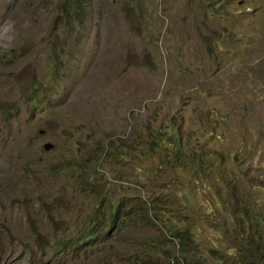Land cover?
<instances>
[{
  "label": "rangeland",
  "instance_id": "374dc122",
  "mask_svg": "<svg viewBox=\"0 0 264 264\" xmlns=\"http://www.w3.org/2000/svg\"><path fill=\"white\" fill-rule=\"evenodd\" d=\"M79 1L0 0V28L14 24L8 48L0 42V264H126L120 256L149 251L179 263L171 236L138 225L84 250L61 246L92 207L76 190L91 158L119 170L87 178L98 194L139 189L195 212L200 249L229 248L228 214L245 206L264 232V0ZM170 117L185 152L220 156L212 170L193 166L189 185L162 179L170 173L148 167L157 157L133 147ZM108 142L139 158L117 160ZM134 165L143 185L128 178Z\"/></svg>",
  "mask_w": 264,
  "mask_h": 264
},
{
  "label": "trees",
  "instance_id": "16d2710c",
  "mask_svg": "<svg viewBox=\"0 0 264 264\" xmlns=\"http://www.w3.org/2000/svg\"><path fill=\"white\" fill-rule=\"evenodd\" d=\"M73 1L75 3L80 2L79 0ZM64 11L63 9L62 12ZM172 121H174V118L170 117L168 119L169 123L163 130H150L146 134L145 141L134 142L133 147L138 143H142L147 148V156L157 157V163L152 166V163L149 162L148 167L152 172L155 169H161L163 172L170 173L162 179L174 181L177 178L179 182L189 185L190 178L188 174L193 166L201 168L203 159L208 162V167L212 170L215 168L214 163L220 156L216 152H206L200 154L198 159L196 154H194V149H189L185 152L183 146H186V142L181 139L178 128ZM108 146L111 149L110 151L115 149L113 155L117 160L128 159L134 161V158H139L134 153V148L117 147L112 142H108ZM106 155L104 153V156ZM142 155L145 154L143 153ZM105 158L100 159L102 160L100 163H98V159L91 158L90 165L83 168L84 171L88 169L87 171L89 172L90 170V172L76 190L77 192L89 191L92 198V207L90 212L87 213V220L81 225L82 228L76 230L72 236L67 235L66 238L61 239L60 244L63 248L72 245V249L79 248L84 250L101 241H113L111 238L114 234L119 237L123 232L126 233L127 229L132 225H138L142 228H155L159 232L171 236L177 245L178 264H227L226 258L228 256L233 258V260H229L230 264H264V232L259 229L258 220H254L253 225L246 222L250 218L246 206L240 209V215L238 216L236 215L237 211L228 214L229 218H234L239 226V228L235 229L236 224L232 222V236L228 238L230 251L229 248L206 249L203 247L200 249L196 240L195 212L181 211L176 206L169 205L167 198H153L146 191L143 193L139 192V189H133L135 192L127 190L120 192L121 190H117L115 194H108L106 193L107 187L104 188L102 184L101 189L104 188V192L102 195L98 194L95 188H100V184L98 182H88L87 178L92 176L98 180H104L107 175L119 171L117 168L112 170V168L107 167L104 162ZM97 166L101 169L99 170ZM177 170H186L187 174H180L182 176L178 178L174 176ZM134 177L137 183L138 180L142 182L145 178L144 171L140 165L130 166L128 178L133 179ZM140 184L143 185V182ZM220 195L221 190L216 188L210 198L213 207H221V204L216 201V198L220 197ZM102 204L108 206L107 212H103L99 208V205L101 206ZM160 217L163 218L160 219ZM150 244L156 245L152 241H150ZM146 250L148 249L145 247L143 252H147ZM152 254L149 251L144 254L145 256L135 254L132 257L120 256L119 259L126 264H157V261L152 260ZM172 264H177V262L174 261Z\"/></svg>",
  "mask_w": 264,
  "mask_h": 264
},
{
  "label": "clouds",
  "instance_id": "9594fccd",
  "mask_svg": "<svg viewBox=\"0 0 264 264\" xmlns=\"http://www.w3.org/2000/svg\"><path fill=\"white\" fill-rule=\"evenodd\" d=\"M14 30V24L5 21L2 28H0V42H2V46L7 49L9 44L11 43L13 36L10 35Z\"/></svg>",
  "mask_w": 264,
  "mask_h": 264
},
{
  "label": "water",
  "instance_id": "95a60500",
  "mask_svg": "<svg viewBox=\"0 0 264 264\" xmlns=\"http://www.w3.org/2000/svg\"><path fill=\"white\" fill-rule=\"evenodd\" d=\"M51 144L50 143H48V142H45L43 145H42V148H43V150H48L49 148H51Z\"/></svg>",
  "mask_w": 264,
  "mask_h": 264
}]
</instances>
